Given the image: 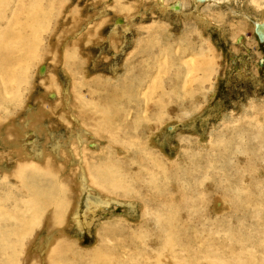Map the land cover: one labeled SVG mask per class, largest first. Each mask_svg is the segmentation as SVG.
Instances as JSON below:
<instances>
[{"label":"rangeland","instance_id":"rangeland-1","mask_svg":"<svg viewBox=\"0 0 264 264\" xmlns=\"http://www.w3.org/2000/svg\"><path fill=\"white\" fill-rule=\"evenodd\" d=\"M181 1L182 9L178 13L160 14L153 7V0H0V32L6 56L10 58L8 71L0 75V157L3 158L0 202L4 210L26 215L30 225L24 223L27 221L24 217L19 223L22 232L29 234L24 241L28 255L37 249L35 245H39L48 229L42 230L40 225L36 230L31 221L34 212L24 210L18 200L21 198L26 207L30 197L35 195L41 201L47 193L56 205V214L68 222L69 208L76 195L58 186L53 177L33 169L26 171L23 188H27V193H24L13 177L4 179L3 173L13 171L16 166L18 158L15 153L10 154L13 150L21 148L32 156L35 144L36 150L47 152H53L56 143L64 146L66 137L73 131L61 122L63 116L58 107L62 104L61 91L71 94L78 88L86 102L74 97L78 101L75 103L78 119L83 121L82 129L95 137L88 139L95 147L88 146L91 151L85 153L87 163L104 172L100 164L114 162L111 177H116L118 170H124V175L144 172L135 165L137 157H142L158 165L152 168L161 180L156 186H149L144 173L132 180L129 188L105 183L103 186L119 197L122 204L111 203L98 210L88 229L79 231L71 220L65 229L64 238L72 243L75 252L89 255L96 251L94 256L72 259V253L58 256V251L52 259L54 264H96L95 261L121 264L129 261L130 253L136 250L140 255H133L132 264H143L144 259V264H153V249L140 245L146 240L147 232L154 231L153 224L144 223L143 227L139 223L151 222L153 216L142 217L139 204L151 206L153 200L159 203V198L152 197L160 193L164 198L174 197L175 205L185 204L191 210L190 216L173 215L176 219L173 228L181 231L173 241L179 245L186 241L184 238L192 237L195 241L192 251L196 247L204 251L200 253L197 248L188 263L264 264V44L258 42L253 27L264 18V0H208L197 8L192 0ZM32 3L40 9L41 24L36 21L34 27L37 23V47L42 58H36L27 75L15 78L22 65L11 57L14 56L11 38L17 26L28 37L27 28L34 11L30 10ZM176 3V0H164L166 6ZM105 6L107 14L103 22L95 24L99 20L95 18ZM15 13H18L16 24L5 28ZM119 17L125 25L117 24ZM121 31L125 34H120ZM207 61L209 66L205 64ZM42 65L51 70L55 82L41 75ZM62 66L71 73L70 78L65 77ZM195 67L205 68V72L202 69L194 72ZM188 72L190 77L186 75ZM41 104L54 112L51 118H40L44 131L31 132L33 127L28 125L26 138L9 144L5 131L13 124L21 125L24 117L28 119L26 114L30 110L37 112ZM104 115L111 121H104ZM36 123L38 129L39 122ZM118 127L121 131L116 133ZM88 192L89 197L99 195L98 190ZM127 199H135L134 210ZM86 200V196L81 197L80 216L85 211ZM4 210L1 212L5 213ZM160 211L164 221L166 212L162 208ZM0 223L1 227L16 225L15 220ZM164 238L163 233L161 246ZM160 253L163 255L162 250ZM18 257L24 261L21 254Z\"/></svg>","mask_w":264,"mask_h":264},{"label":"bare ground","instance_id":"bare-ground-1","mask_svg":"<svg viewBox=\"0 0 264 264\" xmlns=\"http://www.w3.org/2000/svg\"><path fill=\"white\" fill-rule=\"evenodd\" d=\"M148 1V0H147ZM151 1V0H150ZM154 4L153 7H156L157 12L160 11V14H164L166 11H169L171 13V11H173V13L178 11H181V7H182V1L181 0H176V5L173 6H166L164 5V0H153ZM191 1V0H190ZM197 6L200 3H204L208 0H192ZM216 1V0H215ZM218 1V0H217ZM233 1V0H231ZM244 1V0H243ZM224 2V0H223ZM238 2V1H236ZM138 3V2H137ZM142 3V2H141ZM192 3V2H191ZM246 3V2H245ZM250 3V2H249ZM233 4V3H232ZM253 4V2L251 3ZM255 7H257V5L253 4ZM232 6V5H231ZM240 6V5H239ZM242 6V5H241ZM240 6V7H241ZM250 6V5H249ZM263 6V5H262ZM194 7V6H193ZM230 7V6H229ZM253 7V6H252ZM34 9L32 15L30 16V20H29V24H28V28L27 31H29L28 37L26 36V34H24L23 30H19V27H16V32L13 35V37L11 38V40L13 41V47L11 48L12 51L14 52V56H11L12 59L16 58L19 60L20 64L22 65V67H20L18 70V74L16 75L15 78H19L21 77L24 73L27 75L29 69L31 67H33L34 62H36V58L40 57L39 60H41L42 56L41 54H39V48L37 47L38 42H39V33L36 32L37 28H35L37 26L34 27V22H38V18H39V7L38 5H36L35 3L30 4V10ZM104 9L102 11H100L101 13H99V15L97 16V18L95 19H99L96 21L95 24L97 23H102V19L104 16H106L107 14V7H103ZM195 8V7H194ZM232 8V7H231ZM260 8V6H259ZM263 8V7H262ZM154 9V8H153ZM155 9V10H156ZM27 10V8H26ZM29 10V9H28ZM59 10V8H58ZM63 10V9H62ZM100 10V9H99ZM228 10V9H227ZM241 10V9H240ZM244 10V9H243ZM247 10V9H246ZM255 10V9H254ZM260 10V9H259ZM230 11V9H229ZM252 11V10H250ZM263 11V10H262ZM1 12V11H0ZM139 12V11H138ZM162 12V13H161ZM233 12V11H232ZM253 12V11H252ZM255 12V11H254ZM56 13V12H55ZM140 13V12H139ZM167 13V12H166ZM169 13V14H170ZM181 13V12H179ZM57 14H60V11H58ZM168 14V13H167ZM181 13L179 15L182 16H186V14ZM231 14V13H230ZM262 14V13H261ZM264 14V13H263ZM42 15V14H41ZM192 15V14H189ZM210 15V14H209ZM241 15V14H240ZM59 16V15H58ZM73 16V14H72ZM77 16V15H76ZM94 16V15H93ZM196 16V15H195ZM212 16V14L210 15ZM218 16V15H217ZM238 16V15H237ZM263 16V15H262ZM17 17H18V13L13 14L12 17V21L8 22L7 25H5L4 27L7 28L11 25H13L14 23L16 24L17 22ZM54 17V16H53ZM164 17L166 18V16L164 15ZM168 17V16H167ZM188 17V15H187ZM193 17V16H192ZM191 17V18H192ZM197 17V16H196ZM229 17V16H228ZM257 17V16H256ZM60 18V17H59ZM68 18V17H67ZM66 18V19H67ZM72 17H70L71 19ZM109 18V17H108ZM116 18V17H115ZM169 18V17H168ZM195 18V17H194ZM198 20L200 21V17ZM202 18V17H201ZM230 18V17H229ZM14 19V20H13ZM111 19V18H110ZM187 19V18H186ZM259 19V18H258ZM61 20V19H60ZM64 20V19H62ZM61 20V21H62ZM193 20V19H192ZM46 21V20H45ZM100 21V22H98ZM204 21V20H203ZM212 21V20H211ZM95 22V21H94ZM116 22V21H115ZM185 22V21H184ZM235 23V21H233ZM39 23V22H38ZM93 23V22H92ZM111 23V21H110ZM108 22V26L110 24ZM202 23V21L200 22ZM264 24V18H262L260 21L255 22L254 24ZM41 24V23H39ZM112 24V23H111ZM117 24L121 25H125V22H123V20L119 17L117 18ZM199 24V23H198ZM206 24V23H205ZM228 24V23H227ZM209 25V24H207ZM231 25V24H230ZM99 26V25H98ZM117 26V25H116ZM2 27V26H0ZM38 27V26H37ZM84 27V26H83ZM115 27V26H114ZM209 27V26H208ZM228 27V26H227ZM4 28V29H5ZM45 28V26H44ZM90 28V27H89ZM84 29V28H83ZM93 30V29H92ZM116 30V29H115ZM230 30V29H229ZM50 31V30H49ZM77 30H75L76 32ZM82 31V30H80ZM113 32V31H112ZM123 33L122 31L120 32V34ZM128 33V32H127ZM49 34V33H48ZM75 34V33H74ZM80 34V33H79ZM85 34V31H84ZM125 34V33H123ZM56 35V34H55ZM82 35V34H81ZM107 35V34H106ZM112 35V33H111ZM79 36V35H78ZM87 36V35H86ZM114 36V35H113ZM127 36V35H126ZM243 36V35H242ZM241 36V37H242ZM75 37V35H74ZM3 34L0 32V75L6 73L8 71V68L10 67L9 63V57L6 56V50H4L3 45L5 44V41L3 40ZM48 38V37H47ZM51 38V37H50ZM67 38V37H66ZM78 38V37H77ZM117 38V37H116ZM120 38V37H119ZM127 38V37H126ZM125 38V39H126ZM239 38V37H238ZM69 39V38H67ZM92 39V38H91ZM113 39V38H112ZM122 39V38H121ZM241 39V38H240ZM76 40V37H75ZM103 40V39H102ZM237 40V39H235ZM94 41V40H93ZM55 42V41H54ZM70 42V41H69ZM73 43L77 42V41H71ZM23 43V44H22ZM52 43V41L50 42ZM103 43V42H102ZM109 43V42H108ZM46 44V43H45ZM79 44V43H78ZM84 44V43H83ZM105 44V43H104ZM128 44V43H127ZM41 45V44H40ZM69 45V44H68ZM102 45V44H101ZM108 45V44H107ZM124 45V44H123ZM47 46V45H46ZM45 46V47H46ZM62 46V45H61ZM76 46V45H75ZM79 46V45H78ZM84 46V45H83ZM82 46V47H83ZM96 46V45H95ZM127 46V45H126ZM44 47V48H45ZM98 47V45H97ZM96 47V49H97ZM68 48V47H67ZM100 48V47H99ZM122 48V47H121ZM124 48V47H123ZM122 50H125L123 49ZM53 49V48H52ZM56 49V48H55ZM63 49V48H62ZM80 49V48H78ZM101 49V48H100ZM48 50V49H47ZM110 50V49H109ZM108 50V52H109ZM112 50V49H111ZM121 50V51H122ZM54 51V50H53ZM57 51V50H56ZM107 51V50H106ZM133 51V50H132ZM44 52V51H43ZM55 52V51H54ZM53 52V53H54ZM100 52V51H99ZM116 52V51H115ZM125 52V51H123ZM84 53V51H83ZM105 53V52H104ZM110 54V52L108 53ZM52 55V54H51ZM101 55V54H100ZM107 55V54H106ZM118 55V54H117ZM58 56V55H57ZM56 56V57H57ZM116 56V55H115ZM54 57V56H53ZM60 57V56H59ZM111 57H113V55H111ZM204 57V56H203ZM61 58V57H60ZM182 58V57H180ZM202 58V57H201ZM105 59V58H104ZM103 59V60H104ZM107 59V58H106ZM110 59V58H109ZM183 59V58H182ZM187 59V58H186ZM58 60V59H57ZM92 60V59H91ZM90 60V63H91ZM114 60V59H112ZM38 61V60H37ZM46 61V60H45ZM63 61V60H62ZM111 61V60H109ZM108 61V62H109ZM115 61V60H114ZM206 61V60H205ZM88 62V61H87ZM102 62V61H101ZM113 62V61H112ZM202 62V61H201ZM207 63V65L209 64L208 61L205 62V64ZM61 64V63H60ZM200 64V63H199ZM56 65V64H55ZM58 65V64H57ZM97 65V64H96ZM116 65V64H115ZM197 65V64H193ZM202 65V64H201ZM43 68L41 70V75H44L45 77L48 78L49 82L54 81L53 79V75L51 76L50 71L48 69H46V66L42 65ZM48 66V65H47ZM50 66V65H49ZM52 66V64H51ZM204 67V65H202ZM209 66V65H208ZM57 67V66H56ZM63 67V68H62ZM62 72L64 73L66 78H70V74L69 71L62 66ZM121 67V66H120ZM48 68V67H47ZM184 68V67H183ZM119 69V68H118ZM202 69V68H201ZM201 69H198L195 67L194 72L195 71H200ZM205 68H203V72ZM57 70V69H56ZM59 70V69H58ZM60 71V70H59ZM131 71V70H130ZM188 71V70H187ZM185 72V71H184ZM115 73V72H114ZM113 73V74H114ZM190 72H188L186 75L187 77L190 75H188ZM193 73V72H192ZM202 73V71H201ZM53 74V73H52ZM210 74V73H209ZM25 75V76H26ZM208 75V73H207ZM6 76V75H5ZM24 76V77H25ZM205 76V75H204ZM8 77V76H7ZM41 77V76H40ZM186 78V77H185ZM40 79V78H39ZM73 79V77H72ZM177 79V78H176ZM182 79V78H181ZM202 79V78H201ZM144 80V79H143ZM184 80V78H183ZM186 80H188L186 78ZM191 80V79H190ZM16 81V79H15ZM26 81V79L24 80ZM192 81V80H191ZM55 82V81H54ZM153 82V81H152ZM184 83V82H183ZM43 84V82H42ZM47 84V83H46ZM176 84V83H175ZM186 84V81H185ZM38 85V84H37ZM189 85V84H188ZM192 85V83H191ZM77 86V85H76ZM183 86V85H182ZM171 87V86H170ZM87 88V87H86ZM174 88V87H173ZM36 89V88H35ZM38 90V89H37ZM36 90V91H37ZM61 101L62 104L59 105V110L62 114V120L61 122H64L65 124L68 125V128L71 127L72 131L71 133H69V137H66L67 139H65L64 142V146L60 143H56L55 147H54V151L53 152H47L45 149L42 150H36L34 147L35 145L37 146V144H35L32 148V156H29V154L25 151H23L21 148L17 149V150H13V152H11L10 154H16L18 160L16 162V166L14 168L13 171L11 172H4L3 173V178L4 179H9L10 177H13V179L16 180L17 184H19L20 186H18V188L24 192L27 193V188H23L26 187V183L23 185V180L26 177V171L33 169L34 171L36 170L37 173H42L45 174L46 176L48 175L49 177H53L55 180H57V185L58 186H62L65 189H68V193H72L75 194L76 197L74 198V201H72V206H70L69 208V216H68V222L64 219L61 218V216L56 214V210H54V208L56 207V205L50 201L51 196H48V194L46 193V195L44 196L43 200H39L35 195H33L32 197H30V199H28V203L29 206H24V204L21 201V198L18 200V205L21 206L24 210L26 209H31L32 212H34L33 218H32V222L35 224L36 226V230H39L41 226L42 230H46L48 229V233L44 236L41 237L39 245L35 247H37V249L33 252H30V254L28 255V250H24L25 249V237L28 236L29 234L26 233L24 234L22 231V227L20 226L19 220H22V217L26 216L25 214H19V213H12L11 211L8 210H4V205L2 202H0V222L1 221H6V220H15V227H13L11 225V227L7 226V227H1L0 226V264H54L53 263V258L54 255L58 252V256L59 255H64L69 253L70 257L72 259H75L76 256L79 258L82 257H93L96 251L91 252L89 255L87 254H82V253H77L74 251L73 247H72V243L65 240L64 236H65V229L66 227L69 225V220L72 221V224L74 226H76L78 228V230L82 231L84 228L88 229V227L91 225V222L93 220L94 215L96 214V212L98 210H102L105 209V207H108L111 203H115L118 205L122 204L119 201V197H114V195L110 194V191L105 188L103 185L105 183H109L115 187L121 188L122 187H128L130 185V182L132 180H136V178L139 177V175H142L145 173L146 177L149 180V186H156V182L161 180L160 174L156 173V170L153 169L154 167L158 166L155 165V163L152 164L151 161H148L141 158L137 157V164L136 168L138 170H144V172L138 171L136 174H126L124 175V170H118L116 177H111L112 175V171H113V167H114V162L110 163H101V171L103 170L104 172H100V170L95 169V167H92V165L90 166L85 158V153L89 150L88 146L91 145V147H95V143H88V139L89 138H95L94 135H91L93 133H89V131H87L85 128L82 129L83 125V121H80L78 119L79 117V113L78 110L76 108V105L78 104V101L75 102L74 101V97H77L79 99H81V102H84L85 97L82 95L81 91L77 89H73V93L71 94H65V92L61 91ZM176 92V91H175ZM179 92V91H177ZM42 93V91H41ZM49 93V91H48ZM18 94L19 92L16 93L15 96H17V100H18ZM32 94V93H31ZM88 94V93H87ZM142 94V93H141ZM43 95V94H42ZM49 95V94H48ZM104 95V94H103ZM115 96V95H114ZM118 96V95H117ZM43 97V96H42ZM51 97H55L54 94L51 95ZM91 97V96H90ZM110 97V96H109ZM39 98V97H38ZM51 98V99H52ZM58 98V97H57ZM64 98V99H63ZM56 99V98H55ZM90 99V98H89ZM177 99V98H176ZM175 101V99H174ZM192 101V100H191ZM104 102V101H103ZM8 103V102H7ZM76 103V105H75ZM112 103V102H111ZM172 103V102H171ZM54 105V104H53ZM58 105V104H57ZM3 106V105H2ZM36 106V105H35ZM26 107H30V105L26 106ZM56 107V106H55ZM182 108V107H181ZM147 109V108H146ZM26 111V110H25ZM31 112L29 114H26V117H28V119H22L23 122L21 123V125H19L18 123L13 124V127H10V129H7L5 131V136H6V141L9 144H12V141H18V138H23L25 139V135L28 131L29 127H33L31 132H43L44 129H42L44 123H42L40 120V118H42V120L46 117H52V115L54 114V112H52L51 110H48L46 108L45 105L41 104V107L37 108V112H34L33 110H30ZM140 112V111H139ZM21 116V114H20ZM23 116V115H22ZM21 116V117H22ZM25 116V115H24ZM117 116V115H116ZM48 119V118H47ZM116 119V118H115ZM57 120V119H56ZM103 120L104 121H109V118H107L105 115L103 116ZM48 122V120H45ZM7 122V121H6ZM39 122V128L37 129V123ZM36 123V124H34ZM46 124V123H45ZM53 124V123H52ZM3 125V124H2ZM29 125V127H27ZM48 125V123H47ZM51 125V124H50ZM49 125V126H50ZM57 125V124H56ZM136 126V125H135ZM2 127V126H1ZM54 127V126H53ZM62 127V126H59ZM6 128V126H5ZM66 128V127H65ZM74 128V129H73ZM112 128V127H111ZM50 129V128H48ZM53 129V128H52ZM61 129V128H60ZM63 129V128H62ZM123 130V129H122ZM4 131V130H3ZM57 131V130H56ZM65 131V130H64ZM118 131H121L118 127V129H115V132L117 133ZM18 132L21 134H18ZM29 132V131H28ZM59 132V131H58ZM91 132V131H90ZM55 133V131H54ZM39 134V133H38ZM41 134V133H40ZM123 135V137H126V135L122 132L121 133ZM42 135L44 136V134L42 133ZM112 139H114V134L112 133ZM2 136V134H1ZM55 137V136H54ZM28 138V137H27ZM40 138V137H39ZM43 139V137H42ZM53 139V138H52ZM62 139V136H61ZM40 140V139H39ZM38 140V141H39ZM5 141V139H4ZM54 141V140H53ZM63 141V140H61ZM136 142V141H135ZM14 144V143H13ZM49 144V143H48ZM126 144H130V143H126ZM131 146H133V144H131ZM2 147V146H1ZM38 147V146H37ZM115 146L112 145V148H114ZM135 147L138 148V145H136ZM27 148V147H26ZM42 148V147H41ZM111 149V148H108ZM119 149V148H117ZM26 150V149H25ZM115 150V149H114ZM28 152V151H27ZM131 152V151H130ZM118 155V154H116ZM114 156V155H112ZM118 157V156H116ZM3 158L0 157V161ZM134 159V158H133ZM124 159H122L123 161ZM128 160V159H127ZM117 161V160H116ZM134 162V161H132ZM99 163V162H98ZM121 163V162H120ZM129 163V161H128ZM91 164V163H90ZM116 164H119L118 162H116ZM125 164V163H124ZM127 164V163H126ZM122 165V164H121ZM99 166V165H98ZM129 167V165H127ZM133 166V165H132ZM131 166V167H132ZM124 167V166H123ZM153 167V168H152ZM127 168V167H126ZM118 169V168H117ZM123 169V168H122ZM130 169V168H129ZM155 170V171H154ZM132 171V170H131ZM115 172V170H114ZM96 173V176H95ZM126 173V172H125ZM131 175V176H130ZM115 176V175H114ZM1 177V176H0ZM120 178V179H118ZM27 180V177H26ZM1 181V180H0ZM4 184V183H3ZM152 187V188H153ZM96 191L98 190L99 195L98 197H89L86 195V193H89L88 191ZM114 190V189H113ZM58 192V190H57ZM64 192V191H62ZM97 192V193H98ZM82 196H86L87 200L85 203V211L82 214V216L79 215V204L81 201V197ZM74 197V196H73ZM151 197V196H150ZM63 198V197H61ZM152 198H159V203H157L156 200H153V204L151 206H148V204L140 202L139 207L141 208L142 211V217H148V216H153V219L150 221H146L145 220L139 222L141 223L140 226L144 227V223H147L146 225H148L149 223H152L153 226L150 224V226H152V228H154V231H152L151 229L149 230V232H147V234L145 235L146 240L141 243V248L142 246H148L151 249H153L152 251V262L153 264H164L165 262H170L172 264H193V263H188L190 256L193 255V253L195 252V250L198 248L199 252L202 253L204 251H202L199 247H196V249H194L192 251V246L194 244L195 241H193L192 237L190 238H184L186 239V241L183 244H176L173 241V238H178L180 235V230H174V224L176 222V219H174L173 215H180L185 213V216H190L191 214L189 212H191V210H189V208L185 205V204H174L175 199L174 197H167L164 198L161 196V193L159 194V196H155ZM59 199V198H57ZM123 200V199H122ZM128 200V199H127ZM63 201V200H62ZM5 202V201H4ZM128 204L130 205V208L132 210H134L137 206H135V199H131L128 200ZM16 203V201H15ZM35 205V209L33 208V206ZM67 204H65L64 206L66 207ZM216 205V204H215ZM128 206V205H127ZM223 206V205H222ZM150 207V208H149ZM185 207V208H184ZM199 207L201 208V205H199ZM217 207V206H216ZM162 208L163 211L166 212V219L163 221L161 219V215L162 212L160 211ZM198 208V207H197ZM1 210H4L5 213H2ZM59 210V209H58ZM130 211V210H129ZM152 211V212H151ZM194 211V210H193ZM137 211H135L136 213ZM205 212V211H204ZM31 213V212H30ZM134 213V214H135ZM141 214V213H140ZM138 216V215H137ZM140 216V215H139ZM25 219H27V217H24ZM44 218V219H43ZM94 221V220H93ZM4 223V222H3ZM2 223V224H3ZM24 223H28L29 221L27 219V221L25 220ZM120 223V222H119ZM203 223V222H200ZM1 224V223H0ZM48 224V225H47ZM199 224V223H198ZM30 225V224H29ZM41 225V226H40ZM48 226V227H47ZM149 226V225H148ZM31 227V226H30ZM46 227V229H44ZM142 227V228H143ZM146 227V226H145ZM33 231V230H32ZM47 231V230H46ZM30 232V231H29ZM41 232V231H40ZM130 232V231H129ZM216 232V230H215ZM32 233V232H31ZM43 233V232H42ZM110 233V232H109ZM163 233L165 234V238L163 240V244L161 246L160 240L163 236ZM41 234V233H40ZM217 234H219V231L217 232ZM44 235V234H42ZM23 236V237H20ZM31 236V235H30ZM11 237V238H9ZM38 237V236H37ZM39 238V237H38ZM10 239V240H9ZM29 245V244H28ZM31 246V245H30ZM146 247V248H148ZM30 248V247H29ZM97 248V247H95ZM32 249V248H31ZM30 249V250H31ZM150 249V251H151ZM33 250V249H32ZM160 250H162L163 255H161ZM23 251H25L23 253ZM67 251V252H66ZM137 251V250H136ZM136 251H133L130 253V255H132V257L129 259V261L131 262V264L133 263L132 261H134L133 259V255H136ZM28 252V253H27ZM21 254V258L24 260L22 261L21 259H19L18 255ZM25 255V256H24ZM31 255V256H30ZM92 255V256H91ZM138 255H140L138 253ZM143 255V254H142ZM23 256V257H22ZM121 256V255H120ZM146 256V255H144ZM104 258V257H103ZM126 258H129V256H127ZM145 258V257H144ZM143 258V259H144ZM86 259V258H84ZM116 259V258H115ZM115 259H113V261H116ZM196 260H198L199 258L196 256L195 257ZM151 260V259H150ZM129 261H125L121 264H129ZM145 261V259H144ZM143 261V264H144ZM97 264V261H95ZM70 264V263H69ZM102 264V263H101ZM117 264V262H116Z\"/></svg>","mask_w":264,"mask_h":264},{"label":"water","instance_id":"water-1","mask_svg":"<svg viewBox=\"0 0 264 264\" xmlns=\"http://www.w3.org/2000/svg\"><path fill=\"white\" fill-rule=\"evenodd\" d=\"M253 27L258 42L264 44V24H254Z\"/></svg>","mask_w":264,"mask_h":264}]
</instances>
